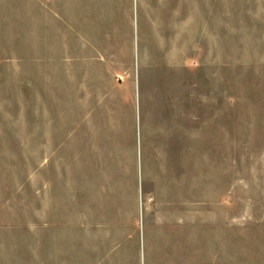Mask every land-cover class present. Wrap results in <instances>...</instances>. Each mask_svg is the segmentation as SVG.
Masks as SVG:
<instances>
[{"label":"rangeland","instance_id":"1","mask_svg":"<svg viewBox=\"0 0 264 264\" xmlns=\"http://www.w3.org/2000/svg\"><path fill=\"white\" fill-rule=\"evenodd\" d=\"M0 264H264V0H0Z\"/></svg>","mask_w":264,"mask_h":264},{"label":"crops","instance_id":"2","mask_svg":"<svg viewBox=\"0 0 264 264\" xmlns=\"http://www.w3.org/2000/svg\"><path fill=\"white\" fill-rule=\"evenodd\" d=\"M93 7H94V0H90V13L93 11ZM90 41H91V35H90ZM145 151H147L146 142L142 143V141H141L140 142V158H141V172H142V175L149 168V162H148V164L146 166L144 164ZM148 161H151V160L148 158Z\"/></svg>","mask_w":264,"mask_h":264}]
</instances>
